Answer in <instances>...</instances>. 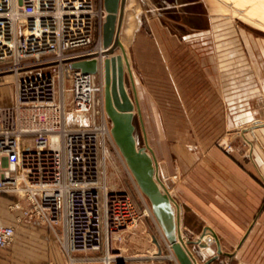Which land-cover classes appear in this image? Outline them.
Listing matches in <instances>:
<instances>
[{"label":"built area","instance_id":"2783aa9c","mask_svg":"<svg viewBox=\"0 0 264 264\" xmlns=\"http://www.w3.org/2000/svg\"><path fill=\"white\" fill-rule=\"evenodd\" d=\"M106 17L104 0H0V73L17 77L15 124L0 132V194L22 195L25 219L58 232L70 264L137 222L130 195L104 182L114 142L100 61L97 74L68 62L97 53ZM15 236L0 225V253Z\"/></svg>","mask_w":264,"mask_h":264},{"label":"rangeland","instance_id":"374dc122","mask_svg":"<svg viewBox=\"0 0 264 264\" xmlns=\"http://www.w3.org/2000/svg\"><path fill=\"white\" fill-rule=\"evenodd\" d=\"M197 1L200 2V13L211 20L201 26L203 31L200 33L206 35L194 40H191V32L181 29L177 16L170 13L173 11L167 10L168 5L173 6V0H136L129 8L127 6L123 30L128 26V17L134 14L133 9L139 8V25L132 42L126 45L142 120L144 118L142 125L136 108L137 138L145 145L144 132L148 135L159 164L167 169L160 162L167 163L169 178L174 182L186 177L179 155L192 162L193 157L210 148L254 169L262 179L258 174V169L261 173L262 169L257 159L261 156L264 161V154L256 144L253 149L247 145L241 130L253 121H264V56L251 40L253 37L264 41V28L216 0ZM250 3L255 9L264 10V0H250ZM99 42L100 19H97L93 49L99 47ZM230 76L246 87L245 97L239 99L233 94L231 101L245 102L242 109L251 118L248 122H245L246 117L242 121L231 120V104L224 102ZM126 81L127 92L136 104L128 73ZM98 82H102L101 76ZM16 83L14 73H0V132L12 129L15 124ZM217 91L222 97L214 96ZM257 135L264 145V129L258 130ZM248 136L251 138L250 134ZM106 148L111 163H107L105 155L104 182L111 191L130 195L137 222L123 235L103 245L100 251L71 257L80 264H178L152 214L148 199L137 188L115 142H108ZM251 151L252 158L254 151V162ZM7 204L9 208L6 209ZM14 205H19V209L12 210ZM24 207L22 195L0 194V215L5 210L17 212L20 214L18 219L23 221L26 218ZM40 227L49 240L50 252L64 264H70L69 255L57 237L58 232ZM185 232L192 238L199 235L195 231ZM154 238L160 243L162 253H159ZM193 251L197 256L198 250L194 248ZM213 264H232V259L220 255Z\"/></svg>","mask_w":264,"mask_h":264},{"label":"crops","instance_id":"0c3cea01","mask_svg":"<svg viewBox=\"0 0 264 264\" xmlns=\"http://www.w3.org/2000/svg\"><path fill=\"white\" fill-rule=\"evenodd\" d=\"M232 1L250 5L249 10L253 11L259 19H264L262 16L264 10L255 9L250 0ZM200 9V2L197 0H173V6L168 5L167 8L173 11L170 13L177 16L181 29L191 32V40L206 35L200 33L203 31L201 26L210 17L205 19ZM240 15L247 17L244 14ZM254 21L264 28V22ZM251 40L256 43L264 56V41H257L253 37ZM230 81L229 87H225L229 91L225 92L227 98L224 102L231 104L229 106L231 120L242 121L246 117L245 122H248L251 118H248V113H243L244 109H242L245 102L231 101L233 94L238 95L239 99L242 96L245 97L246 87L231 76ZM216 94L221 95V92L217 91L213 95L216 96ZM183 156L185 157V154ZM179 157L186 177L183 176L177 182L173 181L170 192L174 194L182 209L183 233L187 235L185 231H195L199 235L190 238L197 240L204 228L210 227L219 237L223 251L233 254L230 257L232 264H264V161L262 157L258 156L257 161L262 169L263 181L254 169L245 166L235 158L226 156L217 149L203 150V154L193 157L192 162L185 161L180 155ZM160 163L165 164L169 170L167 163ZM187 164L190 166L188 167ZM7 207L9 208L8 204L6 209ZM19 216V213L7 210L0 215V225L13 226L16 230L13 245L0 253V264H64L61 258L50 252L49 240L44 236V229L27 219L20 221ZM194 248L198 250L197 256L193 251ZM194 248L190 250L199 264H204L217 254L215 242L209 244L205 250Z\"/></svg>","mask_w":264,"mask_h":264},{"label":"water","instance_id":"95a60500","mask_svg":"<svg viewBox=\"0 0 264 264\" xmlns=\"http://www.w3.org/2000/svg\"><path fill=\"white\" fill-rule=\"evenodd\" d=\"M207 1L210 2V0ZM216 1L239 14L245 12L244 6L242 7L239 3L235 4L229 0ZM104 5L107 12L103 27V46L106 49L104 52L106 58L103 63L105 111L111 123V135L117 148L140 192L148 199L152 214L166 240L170 243L178 264H199L189 247L205 250L213 242L217 245V254L204 264H212L220 255L232 257L233 254L223 251L219 237L210 227L204 228L197 240L183 233L182 209L174 194L170 192L173 180L169 178L166 167L159 164L145 132V145H141L137 138L135 108H138L142 125L143 120L129 55L121 38L127 0H104ZM119 51L121 54H118ZM98 57L99 55L94 53L92 56L75 58L68 62L74 69L84 74H97L99 71ZM127 73L132 81L136 104L126 89ZM260 129H264V123L261 120L253 121L241 130V137L251 144L252 149L256 144L264 154V145L256 135ZM249 134L252 137L251 143L248 142ZM250 156L254 162L252 151ZM258 172L262 176L259 169ZM161 175L166 179V184L163 183ZM154 242L159 247V252H162L161 245L156 238Z\"/></svg>","mask_w":264,"mask_h":264},{"label":"bare ground","instance_id":"6f19581e","mask_svg":"<svg viewBox=\"0 0 264 264\" xmlns=\"http://www.w3.org/2000/svg\"><path fill=\"white\" fill-rule=\"evenodd\" d=\"M229 1H231V2H233L232 0H229ZM136 2V0H127V5H126V9H127V6H128V8H129V6L130 5H132L133 3H135ZM234 3V2H233ZM235 4H237V3H235ZM137 5V4H136ZM239 5H242V7H243V4H241V3H239ZM134 6V5H133ZM250 6V5H249ZM249 6H247V5H244V9H245V12H244V15L245 16H247V17H250V18H252V19H254V20H257L259 23H263L264 22V19H259L258 17H257V15H255L254 13H253V11H251V10H249L250 8H249ZM127 10H125V13H127L126 12ZM133 13L135 14H132V15H130L129 17H128V19H129V22H127L128 24V26H126L125 28H124V30L122 29V42H123V44L125 45V48H126V45H128V44H130L131 42H132V40H133V36H134V33H135V30H136V28L138 27V24H139V19H138V16H137V14H138V12H139V8H138V6L136 7V9H133ZM129 12V11H128ZM131 12V11H130ZM129 12V13H130ZM252 15V16H251ZM125 18H127V17H125ZM123 27H124V25H123ZM106 51V49L104 48V46H103V42H102V44H101V46L99 47V49H98V51H97V54L99 55V57H98V59H99V61H100V70H101V73H102V79H103V85H105V71H104V67H103V63H104V60H105V58H106V56L104 55V52ZM126 84H127V81H126ZM127 89V88H126ZM133 100V99H132ZM135 114H136V108H135ZM263 123H264V121H262ZM249 141V143H251L252 142V140H251V138H249L248 139ZM251 141V142H250ZM113 142H114V140H113ZM247 145H251V144H248L247 143ZM251 147V146H250ZM251 149H252V147H251ZM121 155V154H120ZM122 156V155H121ZM110 155H109V153L108 152H106V161H107V163H111V159H110ZM123 161L125 162V160L123 159ZM126 163V162H125ZM126 165V164H125ZM126 167H127V165H126ZM128 169V168H127ZM131 174V173H130ZM161 174H162V172H161ZM133 178V177H132ZM161 178H162V180H163V183L164 184H166V179L165 178H163L162 177V175H161ZM165 179V180H164ZM134 180V179H133ZM135 182V181H134ZM135 184H136V182H135ZM136 186H137V184H136ZM137 188H138V186H137ZM139 189V188H138ZM140 191V190H139ZM158 223V222H157ZM159 225V224H158ZM160 227V226H159ZM160 229V231H161V233L164 235V233H163V231H162V229H161V227L159 228ZM124 232H127V230H124V231H122V233H117L115 236H114V239H116L117 237H120L121 235H123V233ZM165 237V236H164ZM168 242V241H167ZM168 244H169V248L172 250V247H171V245H170V243L168 242ZM158 247V246H157ZM159 248V247H158ZM189 249H190V247H189ZM191 251V250H190ZM159 253H162V252H159ZM199 263V262H198Z\"/></svg>","mask_w":264,"mask_h":264}]
</instances>
